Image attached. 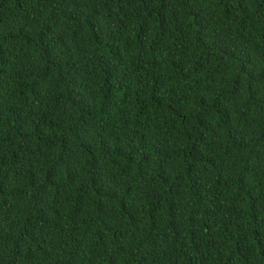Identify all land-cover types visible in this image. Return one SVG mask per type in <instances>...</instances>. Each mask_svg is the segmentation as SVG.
I'll return each mask as SVG.
<instances>
[{
    "label": "trees",
    "instance_id": "1",
    "mask_svg": "<svg viewBox=\"0 0 264 264\" xmlns=\"http://www.w3.org/2000/svg\"><path fill=\"white\" fill-rule=\"evenodd\" d=\"M0 264H264V0H0Z\"/></svg>",
    "mask_w": 264,
    "mask_h": 264
}]
</instances>
